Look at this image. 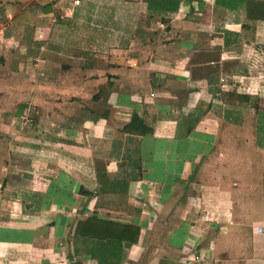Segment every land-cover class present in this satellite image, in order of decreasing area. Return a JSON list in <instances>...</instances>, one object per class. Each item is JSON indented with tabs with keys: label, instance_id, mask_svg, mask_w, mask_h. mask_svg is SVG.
Instances as JSON below:
<instances>
[{
	"label": "crops",
	"instance_id": "crops-1",
	"mask_svg": "<svg viewBox=\"0 0 264 264\" xmlns=\"http://www.w3.org/2000/svg\"><path fill=\"white\" fill-rule=\"evenodd\" d=\"M151 1L0 0V264H264V18Z\"/></svg>",
	"mask_w": 264,
	"mask_h": 264
},
{
	"label": "trees",
	"instance_id": "trees-1",
	"mask_svg": "<svg viewBox=\"0 0 264 264\" xmlns=\"http://www.w3.org/2000/svg\"><path fill=\"white\" fill-rule=\"evenodd\" d=\"M151 3H154L155 8L158 5L167 11H174L179 7L180 0H159L151 1ZM215 3L231 10L244 6L247 14L252 18H264V1L215 0ZM133 125H135V117L123 130L131 132L136 129L132 128ZM149 131L151 130L145 129V132ZM81 191L87 196L93 195V192L86 191L85 189H81ZM141 231L142 227L140 225L100 219L96 213H92L86 220L77 222L73 234L77 238L94 240L102 246L109 248L112 244L122 245L123 242L137 243L140 240Z\"/></svg>",
	"mask_w": 264,
	"mask_h": 264
},
{
	"label": "built area",
	"instance_id": "built-area-1",
	"mask_svg": "<svg viewBox=\"0 0 264 264\" xmlns=\"http://www.w3.org/2000/svg\"><path fill=\"white\" fill-rule=\"evenodd\" d=\"M76 3H79V0H76ZM262 230H263V228L260 227L259 231H262ZM190 247H192V246L190 245ZM191 261H193V263H195V264H203L204 256L202 253L194 251L192 253Z\"/></svg>",
	"mask_w": 264,
	"mask_h": 264
}]
</instances>
